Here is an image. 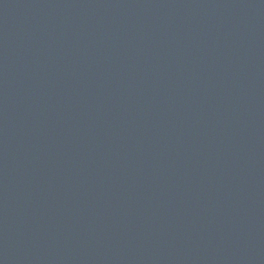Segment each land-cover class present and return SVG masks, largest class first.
I'll return each mask as SVG.
<instances>
[{
  "label": "water",
  "instance_id": "water-1",
  "mask_svg": "<svg viewBox=\"0 0 264 264\" xmlns=\"http://www.w3.org/2000/svg\"><path fill=\"white\" fill-rule=\"evenodd\" d=\"M0 264H264V0H0Z\"/></svg>",
  "mask_w": 264,
  "mask_h": 264
}]
</instances>
